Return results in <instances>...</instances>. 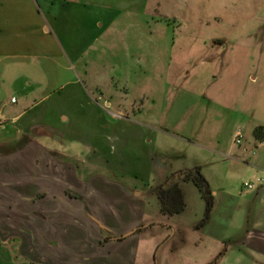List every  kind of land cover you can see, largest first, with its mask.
I'll return each instance as SVG.
<instances>
[{
  "label": "crops",
  "instance_id": "0c3cea01",
  "mask_svg": "<svg viewBox=\"0 0 264 264\" xmlns=\"http://www.w3.org/2000/svg\"><path fill=\"white\" fill-rule=\"evenodd\" d=\"M94 3L0 0V264H264V184L239 185L264 178V140L252 131L222 152L160 126L144 100L131 114L126 87L88 97L78 69L89 73L112 25ZM41 138L89 155L64 161ZM196 166L209 215L193 180L180 182L185 209L163 213L158 188Z\"/></svg>",
  "mask_w": 264,
  "mask_h": 264
},
{
  "label": "rangeland",
  "instance_id": "374dc122",
  "mask_svg": "<svg viewBox=\"0 0 264 264\" xmlns=\"http://www.w3.org/2000/svg\"><path fill=\"white\" fill-rule=\"evenodd\" d=\"M93 2L110 12L112 25L89 73L78 69L88 97L119 98L120 88L126 87L124 101L131 114L144 100L157 124L176 134H199L222 152L245 145L256 127H264V0ZM163 113L179 120L165 122ZM37 140L76 165L89 155L71 140Z\"/></svg>",
  "mask_w": 264,
  "mask_h": 264
},
{
  "label": "trees",
  "instance_id": "16d2710c",
  "mask_svg": "<svg viewBox=\"0 0 264 264\" xmlns=\"http://www.w3.org/2000/svg\"><path fill=\"white\" fill-rule=\"evenodd\" d=\"M254 136L258 141L264 140V127L254 129ZM183 180H193L207 201V215H209L213 196L207 179L202 173L201 166L182 169L172 173L166 182L158 188L161 211L165 214H175L183 211L186 206L185 194L180 186Z\"/></svg>",
  "mask_w": 264,
  "mask_h": 264
},
{
  "label": "built area",
  "instance_id": "2783aa9c",
  "mask_svg": "<svg viewBox=\"0 0 264 264\" xmlns=\"http://www.w3.org/2000/svg\"><path fill=\"white\" fill-rule=\"evenodd\" d=\"M13 102L16 101V98L12 99ZM243 136V132L240 130L235 136V142L239 143L241 141V137ZM264 184V178H257L253 182H246L245 186L249 188H257L260 185Z\"/></svg>",
  "mask_w": 264,
  "mask_h": 264
},
{
  "label": "water",
  "instance_id": "95a60500",
  "mask_svg": "<svg viewBox=\"0 0 264 264\" xmlns=\"http://www.w3.org/2000/svg\"><path fill=\"white\" fill-rule=\"evenodd\" d=\"M134 231H135V229L132 230L130 233H133ZM130 233H127V234H125V235H123V236H127V235H129Z\"/></svg>",
  "mask_w": 264,
  "mask_h": 264
}]
</instances>
